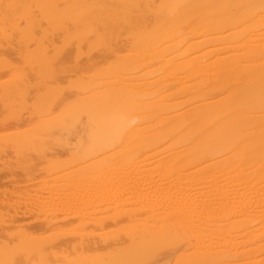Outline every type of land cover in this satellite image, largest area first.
I'll use <instances>...</instances> for the list:
<instances>
[{
  "label": "bare ground",
  "instance_id": "1",
  "mask_svg": "<svg viewBox=\"0 0 264 264\" xmlns=\"http://www.w3.org/2000/svg\"><path fill=\"white\" fill-rule=\"evenodd\" d=\"M0 264H264V0H0Z\"/></svg>",
  "mask_w": 264,
  "mask_h": 264
}]
</instances>
